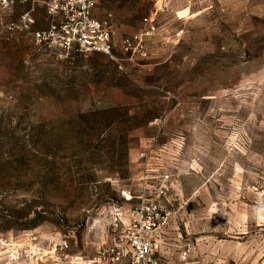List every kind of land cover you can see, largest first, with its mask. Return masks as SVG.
<instances>
[{
	"label": "rangeland",
	"instance_id": "rangeland-1",
	"mask_svg": "<svg viewBox=\"0 0 264 264\" xmlns=\"http://www.w3.org/2000/svg\"><path fill=\"white\" fill-rule=\"evenodd\" d=\"M47 1L0 14V264L29 234L92 258L165 174L161 254L261 264L264 0H104L110 55L36 42Z\"/></svg>",
	"mask_w": 264,
	"mask_h": 264
},
{
	"label": "built area",
	"instance_id": "built-area-1",
	"mask_svg": "<svg viewBox=\"0 0 264 264\" xmlns=\"http://www.w3.org/2000/svg\"><path fill=\"white\" fill-rule=\"evenodd\" d=\"M24 1L0 0V14ZM103 1L48 0V25L45 29L33 31L35 41L47 45L58 43L66 50L75 47L82 52L97 51L110 55L107 22L94 17V10ZM34 22L29 12H25L17 23H8L5 28L10 33L28 31ZM161 178L150 195L139 197L134 205L114 204L109 208V242L92 258L71 253L66 236L44 243L36 234L25 236L12 253L23 264H161L160 239L175 211L174 202L168 196L170 176L165 174ZM189 250L185 246L181 248V261L188 259Z\"/></svg>",
	"mask_w": 264,
	"mask_h": 264
},
{
	"label": "crops",
	"instance_id": "crops-1",
	"mask_svg": "<svg viewBox=\"0 0 264 264\" xmlns=\"http://www.w3.org/2000/svg\"><path fill=\"white\" fill-rule=\"evenodd\" d=\"M161 250L159 251V258H160L161 264H188L189 263L188 259L185 262L181 261L179 259V254H178V256L176 255V257L174 259L173 257L166 256L164 253L161 254ZM210 262H212V264H220L221 261L220 260H215V261L203 260L200 262L196 261L195 263L196 264H210ZM191 264H192V262H191Z\"/></svg>",
	"mask_w": 264,
	"mask_h": 264
}]
</instances>
